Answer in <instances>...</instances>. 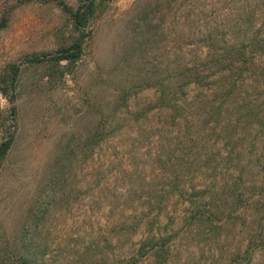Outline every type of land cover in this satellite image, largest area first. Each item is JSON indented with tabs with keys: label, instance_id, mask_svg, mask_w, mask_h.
Here are the masks:
<instances>
[{
	"label": "rangeland",
	"instance_id": "1",
	"mask_svg": "<svg viewBox=\"0 0 264 264\" xmlns=\"http://www.w3.org/2000/svg\"><path fill=\"white\" fill-rule=\"evenodd\" d=\"M2 10L0 264H264V0Z\"/></svg>",
	"mask_w": 264,
	"mask_h": 264
},
{
	"label": "trees",
	"instance_id": "2",
	"mask_svg": "<svg viewBox=\"0 0 264 264\" xmlns=\"http://www.w3.org/2000/svg\"><path fill=\"white\" fill-rule=\"evenodd\" d=\"M87 1H90V0H87ZM91 6H92V3H89L88 5H82L79 7L78 11L75 14L76 22L79 23V25L83 24V20L86 17L88 18L89 16L92 15V7ZM81 52H82V46L77 45L76 48H74L73 52H71L68 55L61 56L59 58H63V59H67V60H76L80 57ZM65 54H67V53H65ZM226 60H229V61L227 63H225V65H223V68L228 70V69H231L232 67H234V65L237 61V58L235 56L234 57L232 56L230 58H227ZM198 77H199V73L196 70H190V85H192V84H198V86L205 85L206 82L204 83L202 80L198 79ZM8 146H9V143H4L0 148L1 152L5 151L8 148ZM244 256H245V258L248 257L249 251H247Z\"/></svg>",
	"mask_w": 264,
	"mask_h": 264
},
{
	"label": "crops",
	"instance_id": "3",
	"mask_svg": "<svg viewBox=\"0 0 264 264\" xmlns=\"http://www.w3.org/2000/svg\"><path fill=\"white\" fill-rule=\"evenodd\" d=\"M4 1H5V0H0V13L3 12V10H2V3H3Z\"/></svg>",
	"mask_w": 264,
	"mask_h": 264
},
{
	"label": "water",
	"instance_id": "4",
	"mask_svg": "<svg viewBox=\"0 0 264 264\" xmlns=\"http://www.w3.org/2000/svg\"><path fill=\"white\" fill-rule=\"evenodd\" d=\"M11 100H12V101L14 100V96H13V95H11Z\"/></svg>",
	"mask_w": 264,
	"mask_h": 264
}]
</instances>
